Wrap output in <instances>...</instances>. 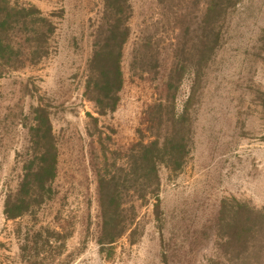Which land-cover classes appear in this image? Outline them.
<instances>
[{"label":"rangeland","instance_id":"374dc122","mask_svg":"<svg viewBox=\"0 0 264 264\" xmlns=\"http://www.w3.org/2000/svg\"><path fill=\"white\" fill-rule=\"evenodd\" d=\"M19 1L55 11L58 29L39 64L0 77V264H264V0H224L211 25L216 0H131L121 100L105 116L85 96L102 0ZM171 74L190 152L181 170L160 167L159 213L153 198L125 196L131 230L101 245L98 172L164 131L148 113L170 98ZM38 103L59 148L56 195L8 220Z\"/></svg>","mask_w":264,"mask_h":264},{"label":"trees","instance_id":"16d2710c","mask_svg":"<svg viewBox=\"0 0 264 264\" xmlns=\"http://www.w3.org/2000/svg\"><path fill=\"white\" fill-rule=\"evenodd\" d=\"M223 3L224 0L211 2L204 16L210 25L211 21L214 23V16L221 13ZM102 5L97 25L100 33L88 64L90 75L85 96L95 104L98 114L105 116L115 112L121 100L124 47L132 34L133 7L131 0H102ZM55 16V11L45 13L32 3L0 0V77L39 64L49 55L51 39L58 29ZM210 46L208 43L209 49ZM174 81L171 74L167 83L170 98L149 107L150 122L164 131L156 133L150 129L146 136L148 140L141 139L127 150L126 163L120 164L115 159L113 173L107 168L105 172H98L101 211L98 243L101 245L113 244L131 230L137 207L134 203L127 207L125 196L136 194V198L144 203L153 198L158 214L160 167L166 166L176 172L185 164L190 152L187 110L176 111L177 85ZM169 105L171 110H167ZM88 115L98 127L99 117L92 113ZM28 118L31 120L27 133L30 147L23 156L18 186L6 196L4 214L8 220L32 214L56 195L54 182L59 171V148L51 113L46 105L38 103L31 107ZM138 131L141 136L143 130ZM104 155L106 159L107 153ZM128 210L135 217L128 218Z\"/></svg>","mask_w":264,"mask_h":264}]
</instances>
